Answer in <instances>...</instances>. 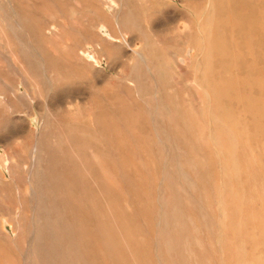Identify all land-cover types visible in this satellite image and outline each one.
Wrapping results in <instances>:
<instances>
[{
    "label": "rangeland",
    "instance_id": "1",
    "mask_svg": "<svg viewBox=\"0 0 264 264\" xmlns=\"http://www.w3.org/2000/svg\"><path fill=\"white\" fill-rule=\"evenodd\" d=\"M0 264H264V0H0Z\"/></svg>",
    "mask_w": 264,
    "mask_h": 264
},
{
    "label": "bare ground",
    "instance_id": "2",
    "mask_svg": "<svg viewBox=\"0 0 264 264\" xmlns=\"http://www.w3.org/2000/svg\"><path fill=\"white\" fill-rule=\"evenodd\" d=\"M256 27V26H255Z\"/></svg>",
    "mask_w": 264,
    "mask_h": 264
}]
</instances>
